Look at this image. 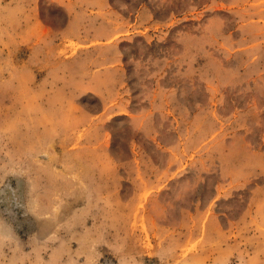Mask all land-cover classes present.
Segmentation results:
<instances>
[{
    "label": "rangeland",
    "instance_id": "obj_1",
    "mask_svg": "<svg viewBox=\"0 0 264 264\" xmlns=\"http://www.w3.org/2000/svg\"><path fill=\"white\" fill-rule=\"evenodd\" d=\"M0 264H264V0H0Z\"/></svg>",
    "mask_w": 264,
    "mask_h": 264
}]
</instances>
